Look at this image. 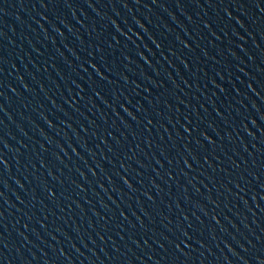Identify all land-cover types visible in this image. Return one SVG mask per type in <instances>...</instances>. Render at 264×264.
<instances>
[{
	"label": "water",
	"instance_id": "water-1",
	"mask_svg": "<svg viewBox=\"0 0 264 264\" xmlns=\"http://www.w3.org/2000/svg\"><path fill=\"white\" fill-rule=\"evenodd\" d=\"M0 158V264H247L113 0H0Z\"/></svg>",
	"mask_w": 264,
	"mask_h": 264
},
{
	"label": "snow or ice",
	"instance_id": "snow-or-ice-1",
	"mask_svg": "<svg viewBox=\"0 0 264 264\" xmlns=\"http://www.w3.org/2000/svg\"><path fill=\"white\" fill-rule=\"evenodd\" d=\"M43 4H44V0H41V5L43 6ZM257 7H260V4H259V2H257ZM93 67L95 68L96 66H95V65H93ZM0 163H3V160H2V158H0ZM185 163H187V162H185ZM176 247H177V248H179V244H177V245H176Z\"/></svg>",
	"mask_w": 264,
	"mask_h": 264
}]
</instances>
